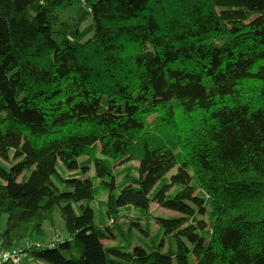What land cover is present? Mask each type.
Masks as SVG:
<instances>
[{
	"label": "trees",
	"instance_id": "trees-1",
	"mask_svg": "<svg viewBox=\"0 0 264 264\" xmlns=\"http://www.w3.org/2000/svg\"><path fill=\"white\" fill-rule=\"evenodd\" d=\"M80 2L0 0V264H264V0Z\"/></svg>",
	"mask_w": 264,
	"mask_h": 264
},
{
	"label": "rangeland",
	"instance_id": "rangeland-1",
	"mask_svg": "<svg viewBox=\"0 0 264 264\" xmlns=\"http://www.w3.org/2000/svg\"><path fill=\"white\" fill-rule=\"evenodd\" d=\"M74 2V5L71 9H68L67 12L63 13L61 15V20L62 21H66V22H72L73 20H76L77 18H79L80 16V12H81V8L83 7V5L81 4V0H72ZM90 21V20H89ZM87 23H83L81 25V30L85 29L88 25H90L91 21ZM77 22V20H76ZM58 30V29H56ZM55 39L58 41V38L55 37ZM129 165L133 166V167H138V163L133 161L132 163H130ZM124 163H121L115 166L114 170L115 173L117 175V183L121 182V178L119 176L120 172L123 171V169L126 167H124ZM61 175L64 179H71L72 176L75 175L74 172H68L66 170H62L61 171ZM83 176H87L89 178H91L93 176V170H90V174H85ZM95 185L97 186V193L95 195V201L92 202V206L98 211V209H100L101 206H99V203L105 202L106 201V197H107V191H104L100 188V182L95 180ZM58 186L61 190V205L60 207H57L52 215V217H50V219H48V221L43 225V232L45 234L44 237L38 239V242H34L35 244H46L47 246H49L50 248L55 245V247L60 244L65 242L68 239V233L65 230V224L64 221L61 219L60 213L62 211V209L71 207L73 205H70V201L72 200L73 197V190L71 189V186L69 184H64L61 183V181L58 182ZM74 209H76V212L79 213L80 209L79 207H75L73 206ZM156 211V213L158 214H165V215H173L172 213L165 211L163 209H158L156 207H153V211ZM137 212L135 210H129V212L125 215L128 218H131L132 216H136ZM7 220H8V216H4L3 220L1 221V231L0 232H4L6 229V224H7ZM127 220L121 221L122 224H126ZM124 229L125 225H124ZM42 232V231H41ZM42 232V233H43ZM28 236H30V233L28 234ZM29 239V238H27ZM26 240V239H25ZM135 241V239H134ZM32 245H34L32 242H24L21 245H19L17 247V249H15V252H5L3 254H0V263L7 260L8 258H11L13 260L14 256L23 254V252L26 249H29L32 247ZM106 246H112V245H119L121 247L125 246V243H117V242H105ZM33 264L34 262L30 261L29 258H26L24 260L21 261V264Z\"/></svg>",
	"mask_w": 264,
	"mask_h": 264
},
{
	"label": "built area",
	"instance_id": "built-area-1",
	"mask_svg": "<svg viewBox=\"0 0 264 264\" xmlns=\"http://www.w3.org/2000/svg\"><path fill=\"white\" fill-rule=\"evenodd\" d=\"M54 247H55V245H53L51 248H54ZM8 259H11V258H8ZM8 259H7V260H8ZM18 260H19L18 255L13 257V261H14V262H17ZM5 261H6V260H5Z\"/></svg>",
	"mask_w": 264,
	"mask_h": 264
},
{
	"label": "bare ground",
	"instance_id": "bare-ground-1",
	"mask_svg": "<svg viewBox=\"0 0 264 264\" xmlns=\"http://www.w3.org/2000/svg\"><path fill=\"white\" fill-rule=\"evenodd\" d=\"M84 24H85V23H84ZM81 25H82V24H80V26H79V27H81Z\"/></svg>",
	"mask_w": 264,
	"mask_h": 264
},
{
	"label": "crops",
	"instance_id": "crops-1",
	"mask_svg": "<svg viewBox=\"0 0 264 264\" xmlns=\"http://www.w3.org/2000/svg\"><path fill=\"white\" fill-rule=\"evenodd\" d=\"M44 246H47L46 244H43Z\"/></svg>",
	"mask_w": 264,
	"mask_h": 264
},
{
	"label": "clouds",
	"instance_id": "clouds-1",
	"mask_svg": "<svg viewBox=\"0 0 264 264\" xmlns=\"http://www.w3.org/2000/svg\"><path fill=\"white\" fill-rule=\"evenodd\" d=\"M18 261H20V258H19V260Z\"/></svg>",
	"mask_w": 264,
	"mask_h": 264
}]
</instances>
